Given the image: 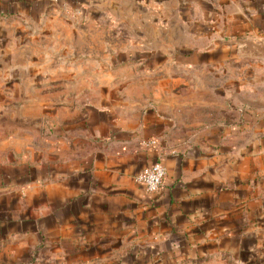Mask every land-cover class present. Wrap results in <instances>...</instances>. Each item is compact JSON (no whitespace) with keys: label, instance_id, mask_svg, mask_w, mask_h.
<instances>
[{"label":"crops","instance_id":"obj_1","mask_svg":"<svg viewBox=\"0 0 264 264\" xmlns=\"http://www.w3.org/2000/svg\"><path fill=\"white\" fill-rule=\"evenodd\" d=\"M90 2L0 0V17ZM132 3L148 41L122 85L0 96V264H264V0Z\"/></svg>","mask_w":264,"mask_h":264},{"label":"rangeland","instance_id":"obj_2","mask_svg":"<svg viewBox=\"0 0 264 264\" xmlns=\"http://www.w3.org/2000/svg\"><path fill=\"white\" fill-rule=\"evenodd\" d=\"M132 1L91 0L79 8L55 6L50 16L32 21L1 16L0 96L14 95L19 98L16 107H21L28 90L33 96L35 91H41L47 101L55 100L58 93L62 102L67 98L62 97L64 94L77 91L79 74L90 75L86 92H90L89 87L99 85L98 76L111 77L108 85L118 83L123 78L119 70L131 68L123 65L132 58V44L148 41L138 19L131 14L133 8L138 9ZM171 20L178 24L176 19ZM157 22L166 27L172 25L162 17ZM53 75L65 81L53 82ZM71 75L73 80L69 82L67 78ZM177 264L235 263L233 259L213 257Z\"/></svg>","mask_w":264,"mask_h":264},{"label":"built area","instance_id":"obj_3","mask_svg":"<svg viewBox=\"0 0 264 264\" xmlns=\"http://www.w3.org/2000/svg\"><path fill=\"white\" fill-rule=\"evenodd\" d=\"M167 169L161 161H156L140 171L136 181L149 193L158 192L164 185Z\"/></svg>","mask_w":264,"mask_h":264}]
</instances>
